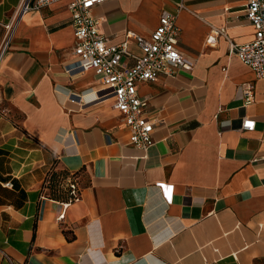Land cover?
<instances>
[{"label": "crops", "instance_id": "obj_1", "mask_svg": "<svg viewBox=\"0 0 264 264\" xmlns=\"http://www.w3.org/2000/svg\"><path fill=\"white\" fill-rule=\"evenodd\" d=\"M21 1L0 0L1 24ZM68 3L23 15L0 59V264H264V79L225 38L205 44L211 27L237 44L253 39L244 1L93 9L107 43L135 56L127 34L148 40L163 11L176 15L192 70L137 83L154 123L146 153L129 145L94 73L73 66ZM242 119L254 130H240ZM52 171L76 174L79 200L62 188L51 196Z\"/></svg>", "mask_w": 264, "mask_h": 264}, {"label": "built area", "instance_id": "obj_2", "mask_svg": "<svg viewBox=\"0 0 264 264\" xmlns=\"http://www.w3.org/2000/svg\"><path fill=\"white\" fill-rule=\"evenodd\" d=\"M61 0H22L14 17L7 24H1L4 36L0 42V59L5 53L11 34L18 20L25 14L41 9ZM109 0H69L68 11L74 36V65L80 73L92 71L106 96L112 99L113 109L120 115L128 132L129 145L146 153L154 144V123L147 116V99L139 97L137 83L154 82L159 77H172L175 70H192V64L178 49L180 29L176 15L163 11L158 25L148 40L127 34L134 39L140 55H132L126 43L110 45L99 29V22L93 16V9ZM244 15L254 29L253 39L237 44L226 37L224 29L210 28L205 44L214 47L218 39L225 38L228 51L252 71L256 79H264V0H243ZM178 9H184L179 3ZM123 59L132 61L131 65ZM245 103H252L251 89L245 93ZM72 103V101H71ZM255 122L242 119L240 130L253 131ZM9 186V184H7ZM69 190V202L80 199L77 177L69 176L64 181ZM63 219V215L59 220Z\"/></svg>", "mask_w": 264, "mask_h": 264}, {"label": "trees", "instance_id": "obj_3", "mask_svg": "<svg viewBox=\"0 0 264 264\" xmlns=\"http://www.w3.org/2000/svg\"><path fill=\"white\" fill-rule=\"evenodd\" d=\"M69 176L70 175H68V174L65 175L63 173H56L54 171L49 173L47 179L45 180V187L49 189V191L51 192V196H53V198L57 197L54 195L55 191L62 188L63 190H65V194H66L67 200L69 202L70 193H69V190L65 189V187H64V181ZM71 176L77 177L76 174H72Z\"/></svg>", "mask_w": 264, "mask_h": 264}]
</instances>
